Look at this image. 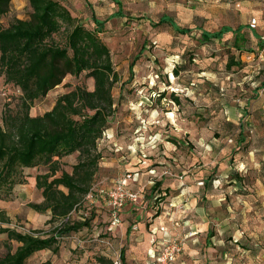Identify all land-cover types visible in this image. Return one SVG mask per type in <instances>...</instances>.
<instances>
[{
  "label": "rangeland",
  "instance_id": "1",
  "mask_svg": "<svg viewBox=\"0 0 264 264\" xmlns=\"http://www.w3.org/2000/svg\"><path fill=\"white\" fill-rule=\"evenodd\" d=\"M57 1L92 30L93 15L105 21L118 11L115 1L138 20L114 19L100 36L119 75L112 92L116 113L99 142L103 158L93 195L72 215V221H94L81 235L64 239L59 253L42 251L28 264H98L100 256L115 262L123 247L116 242L120 231L106 234L112 212L99 191H111L130 174H140L127 182L139 202L127 203L119 216L123 225L125 212L132 213L127 233L141 230L145 239L128 244L147 240L155 257L150 264H156L164 240L182 244L171 264H264V0ZM31 12L27 0H12L3 24L28 20ZM163 15L193 33L154 27L151 22ZM224 27L243 29L251 40L245 50L233 47L232 33L201 42L203 31ZM76 86L93 91L94 80L68 76L31 115L51 111ZM21 97L0 78V122L7 107L18 109ZM78 155L63 159L62 169L71 173ZM47 171L43 165L24 170L25 184L0 200V213L10 220L0 219V226L49 233L60 224H48L50 213L30 207L43 201L35 182ZM134 225L141 228L133 231ZM5 239L0 236V258Z\"/></svg>",
  "mask_w": 264,
  "mask_h": 264
},
{
  "label": "trees",
  "instance_id": "2",
  "mask_svg": "<svg viewBox=\"0 0 264 264\" xmlns=\"http://www.w3.org/2000/svg\"><path fill=\"white\" fill-rule=\"evenodd\" d=\"M27 2L32 10L30 18L15 20L5 27L3 18L12 0H0V78L22 94L18 109L7 107L0 122V200H9L25 184L24 170L46 166L48 171L36 177V188L43 201L30 207L38 214L50 213L48 224H60L49 233H22L0 226V236H6V254L0 258V264H28L42 251L57 254L64 239L81 235L91 227L93 218L72 221V215L93 191L103 158L99 142L115 117L112 92L119 82L111 50L100 36L114 19L138 20L126 15L123 4L115 1L118 11L105 21L93 15L92 30L57 0ZM151 24L157 28L171 27L181 35L193 33L168 15ZM230 33L234 35L233 47L240 52L245 50L251 40L242 28L203 31L200 40L209 44ZM259 44L264 48V42ZM133 67L134 63L131 70ZM83 75L94 80L93 91L76 86L60 96L51 111L43 116L31 115L35 104L68 76ZM75 154H79L78 162L72 172L64 171L62 160ZM0 215L3 224L10 223L4 213ZM106 234L109 236L108 231ZM122 260L126 264L124 254ZM97 262L114 264L107 256L98 257Z\"/></svg>",
  "mask_w": 264,
  "mask_h": 264
},
{
  "label": "built area",
  "instance_id": "3",
  "mask_svg": "<svg viewBox=\"0 0 264 264\" xmlns=\"http://www.w3.org/2000/svg\"><path fill=\"white\" fill-rule=\"evenodd\" d=\"M133 174L127 175L124 179L118 180L116 182V186L111 191H106L102 189L99 191L100 194L106 196L109 199V206L112 212L111 214V223L108 227V232L112 233L115 230H118L122 226V221L120 219L119 213L121 209L127 203L137 204L139 202V195L127 187V182L129 179H132ZM94 190V189H93ZM93 195V191L89 195L90 198ZM162 232H167L166 229L162 228ZM182 252V244L179 243L177 240L168 241L164 246L162 253L156 260V264H171L173 263L177 256ZM114 264H123L122 254L118 253V257L115 260Z\"/></svg>",
  "mask_w": 264,
  "mask_h": 264
},
{
  "label": "crops",
  "instance_id": "4",
  "mask_svg": "<svg viewBox=\"0 0 264 264\" xmlns=\"http://www.w3.org/2000/svg\"><path fill=\"white\" fill-rule=\"evenodd\" d=\"M138 175H140V174H137L136 176H133L132 179H129V182H136L138 180V179H136L138 177ZM35 184H36V182H35ZM130 214H132V213H127V211H126L125 214L123 215V217H126L125 222H123L124 224L121 226L120 229H118V232L120 231L119 233H120L121 240L120 241L116 240V242H118L120 245L123 246L121 254L122 255L124 254L126 264H150V262H151L150 258L154 259L155 257L152 255L153 250L150 248L149 244L147 243V240L145 243L128 244L132 240H134L135 242H139V241L145 239V234L143 232H141V230L137 233H135V232H132L130 234L127 233L128 228H126V227H127V224H129L130 220L126 221V219L127 218L129 219ZM130 222L134 223V221H130ZM139 227L141 228V225H134L133 231H136V229L138 230ZM164 235H165V237L169 238L168 233L164 232ZM124 241H126V244H125V245H127L126 249H124ZM167 241L168 240H164V243H162L161 253H162L164 246L166 245L165 243Z\"/></svg>",
  "mask_w": 264,
  "mask_h": 264
}]
</instances>
